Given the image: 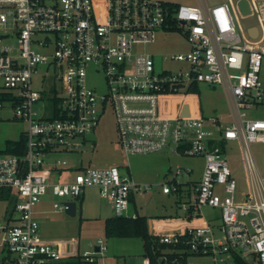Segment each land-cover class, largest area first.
Returning <instances> with one entry per match:
<instances>
[{
    "label": "built area",
    "instance_id": "built-area-1",
    "mask_svg": "<svg viewBox=\"0 0 264 264\" xmlns=\"http://www.w3.org/2000/svg\"><path fill=\"white\" fill-rule=\"evenodd\" d=\"M247 1L260 21L254 38L253 27L246 35L239 31L233 0L214 6L206 0H0V108L11 103L27 125L25 153L0 154V191L8 204L0 211V264H66L76 258L97 264L98 255L104 257L102 241L81 256L76 238H42L34 207L51 195L64 199L53 205L66 212V202L98 188L115 216L129 217L134 190L149 185H138L118 167H80L68 183L52 182L61 161L51 169L45 163L51 153L80 150L108 110L126 156L170 149L205 159L200 181L190 185V202L181 205L188 212L182 225L157 235L166 246L162 264H264V173L252 152V143L264 144V119L254 118L264 106V0ZM177 29L185 30L191 49L172 59L188 67L157 73L153 56L138 48L154 43L160 31ZM5 38H16L18 46L3 45ZM51 46L50 54L37 49ZM89 69L104 76L106 93L88 85ZM204 84L225 90L228 121L203 115L192 94ZM235 143L243 150L249 185L242 198L227 153ZM191 173L178 166L175 174ZM162 191L180 194L182 184L164 183ZM204 208L216 215L206 218Z\"/></svg>",
    "mask_w": 264,
    "mask_h": 264
},
{
    "label": "rangeland",
    "instance_id": "rangeland-1",
    "mask_svg": "<svg viewBox=\"0 0 264 264\" xmlns=\"http://www.w3.org/2000/svg\"><path fill=\"white\" fill-rule=\"evenodd\" d=\"M176 5H198L200 0H159ZM230 0H206L207 4L214 6ZM241 0H233L235 9V20L239 31L244 35L247 29L253 26H260V21L256 14L244 16L238 9ZM42 40L45 34H37ZM3 45L17 47V39H4ZM264 46V42L261 43ZM1 46V45H0ZM45 53H53V46L48 51L37 48ZM140 51L153 56L155 60V70L157 73L178 72L185 70L188 64L184 61L172 59V56L186 54L191 49L185 30L160 31L156 41L146 46L141 45ZM12 54L17 55L18 50L14 48ZM167 56V58H166ZM42 66L40 67V69ZM44 69V67H43ZM43 70L40 72V76ZM261 77L264 80V58ZM36 84V77L34 80ZM88 85L98 93L107 92L105 78L100 73H94L91 69L87 75ZM2 81L0 80V86ZM39 87V86H37ZM2 90L3 88L0 87ZM197 96L205 117L222 118L228 121L230 104L228 96L222 86L200 85L197 92L192 94ZM191 95V96H192ZM41 104L35 108L40 109ZM186 108L184 114H187ZM254 118L264 119V106L254 115ZM27 130L25 122L15 117V108L11 103H5L0 108V151L5 148L8 140L16 141L21 133ZM80 150L57 151L45 157L46 167L51 169L56 161H61L58 167L62 171L53 172L50 181L58 183H68L77 172L78 168L107 169L118 167L124 175H128L138 185H149L150 189L144 192H133L134 198L131 202L132 208L136 209L141 216L161 217L166 219L184 220L188 212L181 208L182 203L190 202V185H195L200 181L205 159L189 155H177L170 149L163 152L126 156L123 152L117 131L115 115L112 110H108L101 118L98 127L88 134ZM254 157L264 173V144L252 143ZM231 168L239 185V198L248 192L247 170L244 162L243 150L239 143H235L233 148L227 152ZM190 168L191 174L176 175L177 167ZM174 182L182 184V193L165 194L162 192V184L167 183L172 186ZM90 193V202L77 201L76 217L67 216L66 212L56 211L54 202H62L63 198L45 196L34 207L35 218L39 224V232L42 238L47 240L73 239L79 241V253L82 256L86 252L94 253L98 243L102 241L107 247L104 257L98 255L97 264H143L145 249L142 238H107L104 233L105 220L113 217L114 210L110 202L101 197L98 188L87 189ZM7 203L0 196V211L7 207ZM101 206L103 214H98ZM203 215L210 219L216 214L210 208H204ZM220 220L218 221V223ZM191 261L209 262L208 258L194 257Z\"/></svg>",
    "mask_w": 264,
    "mask_h": 264
},
{
    "label": "trees",
    "instance_id": "trees-1",
    "mask_svg": "<svg viewBox=\"0 0 264 264\" xmlns=\"http://www.w3.org/2000/svg\"><path fill=\"white\" fill-rule=\"evenodd\" d=\"M197 90L194 89L196 92ZM26 145L27 136L25 133H21L18 140H8L0 154H24ZM0 196H2V191H0ZM147 220L144 216H137L136 218L113 216L105 220L104 233L107 238H142L146 258H150L151 264H162L160 260L161 251L166 246L160 243L159 236L149 233ZM66 264H86V262L81 258H76Z\"/></svg>",
    "mask_w": 264,
    "mask_h": 264
},
{
    "label": "crops",
    "instance_id": "crops-1",
    "mask_svg": "<svg viewBox=\"0 0 264 264\" xmlns=\"http://www.w3.org/2000/svg\"><path fill=\"white\" fill-rule=\"evenodd\" d=\"M90 193L91 192H88L86 190L82 198L79 199V201L80 200L81 202L89 201L90 204H92V201L90 200ZM133 198H134V194H132L131 202H133ZM98 214H100V216H102L103 214V209L101 208V206H99L98 208ZM137 216H141V215L139 214L138 211H136L135 208L133 209L132 206H130L129 217L136 218ZM144 217L148 219L147 220L148 229H149V233L152 235H159L163 233L174 232L177 227L182 225V223L176 219H166V218H161V217H149V216H144ZM143 264H144V261H143Z\"/></svg>",
    "mask_w": 264,
    "mask_h": 264
},
{
    "label": "water",
    "instance_id": "water-1",
    "mask_svg": "<svg viewBox=\"0 0 264 264\" xmlns=\"http://www.w3.org/2000/svg\"><path fill=\"white\" fill-rule=\"evenodd\" d=\"M239 9L244 16L250 15L252 13L250 4L247 0H241L239 2ZM249 34L252 38L256 37L258 34V29L256 27L250 28ZM186 111L188 112V108L186 107ZM188 114V113H187ZM183 114V115H187ZM69 208L66 210V214L69 217H76L77 215V202L76 201H69L65 203ZM98 250V248H97Z\"/></svg>",
    "mask_w": 264,
    "mask_h": 264
}]
</instances>
